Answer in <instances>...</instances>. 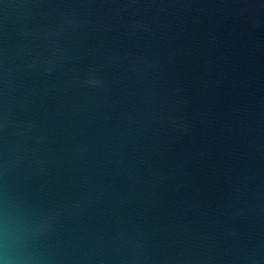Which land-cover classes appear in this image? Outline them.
Listing matches in <instances>:
<instances>
[{
	"label": "water",
	"instance_id": "95a60500",
	"mask_svg": "<svg viewBox=\"0 0 264 264\" xmlns=\"http://www.w3.org/2000/svg\"><path fill=\"white\" fill-rule=\"evenodd\" d=\"M0 264H264V0H0Z\"/></svg>",
	"mask_w": 264,
	"mask_h": 264
}]
</instances>
